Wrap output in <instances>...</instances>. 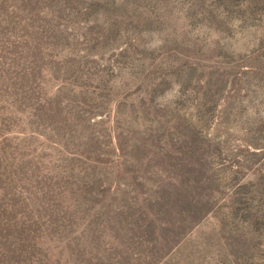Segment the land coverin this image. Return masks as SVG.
Wrapping results in <instances>:
<instances>
[{"label": "rangeland", "instance_id": "1", "mask_svg": "<svg viewBox=\"0 0 264 264\" xmlns=\"http://www.w3.org/2000/svg\"><path fill=\"white\" fill-rule=\"evenodd\" d=\"M0 264H264V0H0Z\"/></svg>", "mask_w": 264, "mask_h": 264}]
</instances>
